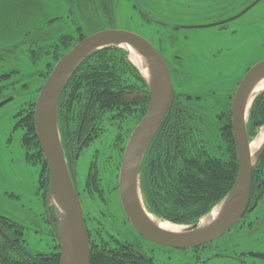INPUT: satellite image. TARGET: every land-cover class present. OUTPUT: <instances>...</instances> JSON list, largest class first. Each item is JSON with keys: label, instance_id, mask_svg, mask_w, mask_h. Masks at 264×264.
I'll return each instance as SVG.
<instances>
[{"label": "rangeland", "instance_id": "obj_1", "mask_svg": "<svg viewBox=\"0 0 264 264\" xmlns=\"http://www.w3.org/2000/svg\"><path fill=\"white\" fill-rule=\"evenodd\" d=\"M257 1L0 0V35L5 36V41L0 37L3 57L5 51L1 49H8L13 55L12 44L21 41L15 59H0L1 73H8L12 67L19 69V74L12 78L5 76L2 80L6 90L0 95V99L15 96L0 108V214L14 217L28 228V244L32 249L48 253L59 247V243L55 228L53 237L48 236L49 224L41 218L44 216L41 165L27 160L26 150L21 145L25 130L17 127V122L23 109L26 110L35 98L36 104L43 84L73 39L105 29L137 32L167 51L166 55L162 54L171 70L177 67L188 72L186 77L180 73L174 78L177 92L209 94L215 91L231 95L232 105L234 93L247 69L264 59V0ZM251 5L253 7L244 15L226 22L225 26L214 25L243 13ZM153 21L184 27L174 32L152 24ZM209 24L213 25L205 26ZM172 34L174 37L177 34L175 49H171L175 42L168 38ZM31 49L34 51L30 52ZM174 55L180 58L174 59ZM12 83L14 87L8 89ZM126 135L124 128H109L71 157L74 180L90 229H96L100 234L102 231L108 234L114 214L122 212L118 185L128 142ZM263 168L264 159L259 170L262 172ZM261 201L263 204L264 197ZM48 202L51 203L49 198ZM250 216L254 220H244L231 230L232 236L227 233L216 241L219 248L244 252L264 250V223L256 232L250 233L251 229L257 228L264 212L252 211ZM155 219L179 225L158 217ZM58 220L53 208V225L56 227ZM112 231L120 232L122 239H135L126 226H117ZM205 255L202 254L207 257ZM167 256L165 264L188 263L176 261L180 257L175 251H168L165 258ZM183 257L195 260L191 253ZM216 262L225 264L222 258ZM256 264L264 262L257 261Z\"/></svg>", "mask_w": 264, "mask_h": 264}, {"label": "trees", "instance_id": "obj_2", "mask_svg": "<svg viewBox=\"0 0 264 264\" xmlns=\"http://www.w3.org/2000/svg\"><path fill=\"white\" fill-rule=\"evenodd\" d=\"M84 37L73 39L61 55ZM231 98L215 91L175 92L168 115L140 168L141 194L150 213L179 225H193L229 194L238 174ZM35 99L23 109L17 127L25 130L21 142L27 160L41 165L40 188L46 199L50 176L35 130ZM149 103V84L126 49L108 46L89 55L70 78L58 107L59 131L72 177V156L112 127L124 128L127 141ZM263 126L264 90L256 95L249 110L250 140ZM263 159L264 152L253 170L252 195L258 193L257 198H252L253 210H257L258 199L264 197V189L256 188L264 179V168L259 170ZM7 227H0V264L61 263L58 246L48 253L34 250L28 244L27 227ZM89 232L91 264H154L134 243H114L101 237L96 229Z\"/></svg>", "mask_w": 264, "mask_h": 264}, {"label": "water", "instance_id": "obj_3", "mask_svg": "<svg viewBox=\"0 0 264 264\" xmlns=\"http://www.w3.org/2000/svg\"><path fill=\"white\" fill-rule=\"evenodd\" d=\"M251 7L229 20L238 18ZM123 45L137 49L151 64L150 77L138 67L149 84L150 103L128 139L119 174L120 198L132 226L145 239L160 246L180 250L198 248L229 232L241 221L250 205L253 170L264 149L253 161L247 120L252 102L259 93L252 95V91L264 77V59L247 69L232 99V132L238 158V174L231 191L218 204L225 203L220 217L205 228L199 227L200 220L185 227V232L175 233L160 228L158 222L162 221L149 217L153 214L147 210L140 188L143 158L174 101L175 89L170 67L159 49L143 35L125 29L100 30L85 36L59 59L43 84L35 104V130L50 176L48 198L59 217L57 227L54 228L60 247V264H91V247L82 201L63 150L58 125L59 102L70 78L89 55L108 46L126 49ZM11 100L2 101L0 108ZM263 223L264 216L251 233L256 232ZM248 256L264 260L262 252L251 251Z\"/></svg>", "mask_w": 264, "mask_h": 264}, {"label": "flooded vegetation", "instance_id": "obj_4", "mask_svg": "<svg viewBox=\"0 0 264 264\" xmlns=\"http://www.w3.org/2000/svg\"><path fill=\"white\" fill-rule=\"evenodd\" d=\"M158 1H162V0H158ZM252 7H253V5H252ZM250 9H248V10H250ZM141 12H142V15L143 16H145V17L147 16V15L143 14V12H145L144 10H142ZM244 14H242V15H244ZM229 19H231V18H229ZM229 19L226 20V22L235 20V19H232V20H229ZM223 21H219L218 22L219 24L215 23V25L225 26L226 25L225 24L226 22H223ZM148 23H151V22L148 21ZM153 23L159 25V27L164 28L165 30L168 29L169 31H174V32H178L181 28L184 27V26H180V25H176V26L175 25H169L167 23H161V22H156V21H153L152 24ZM209 25H212V24H209ZM199 27H201V26H199ZM10 28L11 29H14V27L12 25L10 26ZM0 37H1L2 41L5 38V36H3V35L2 36L0 35ZM168 38H169L170 41L172 40V41L175 42L171 46V49H175V45H176V43L178 41L177 40V34H176V37H174V35L172 34V35H169ZM164 39L166 40L167 37H164ZM20 42L21 41L19 39L18 42H14L12 44V46L15 49L14 52H13V55L14 56L12 55V52L10 50H8V49H1V50H4L5 51L4 56L7 57V58H9V59L11 57L13 59H15L17 57V54H15L16 53V48L18 47V45H20ZM158 49L161 52V54L163 53V54L166 55L167 51L161 50L160 48H158ZM1 57H3V55L1 54V51H0V59H2V60L5 61L6 58L5 57L1 58ZM179 58H180L179 55H174V59H179ZM6 61L13 62V61H9V60H6ZM18 71H19V69H17L16 67H12V68H10V70L8 71V73H6V74L4 72H2V73L0 72V82L5 79V76H6V78L7 77L8 78H12L14 75L19 74ZM180 73L183 76H185V77L188 74V72H186V71L184 72V71H182V69H181V71L178 70L177 67H175V69L171 70L173 82H174V78L178 77L180 75ZM16 80L17 79H15V81ZM13 87H14V84L12 85V87H9L8 89H11ZM174 89H175V86H174ZM5 90H6L5 89V83H4V81H2V84H0V95ZM175 92H177V91L175 90ZM177 93L182 94V93H190V92H184V91H182V92H177ZM9 97H10V99L13 100L15 96L11 95ZM5 99L6 98L0 99V103L2 101H5ZM8 99H6V100H8ZM21 145H22V142H21ZM73 180H74V178H73ZM74 183H75L76 189L78 191L79 189H78V187L76 185L75 180H74ZM252 187H253V184H252ZM256 188L258 190H261L262 188L264 189V179H262V181H260V182H258L256 184ZM118 190H119V185H118ZM252 192H251L250 205L248 207V210H247L246 214L242 217L241 221L239 223H237L234 227H236L239 224L241 225L243 223V221L246 220V219H248V221L254 220V217L250 216V214L252 213V211H256L257 213L260 212V211L264 212V203L262 204V201H261L263 197L262 198H259L258 201L256 202V208H257V210H253L252 209V207H251V205H252V198H257L258 197V193H256L255 195H252ZM78 193H79V191H78ZM13 196L15 197L16 195L13 194ZM79 196H80V193H79ZM261 196H263V195H261ZM119 198H120V193H119ZM41 199H42V202H43V205H44V216H41V218H43L44 220H46L47 223L49 224L48 236H52L53 237L54 225H53V208H52V204L51 203L49 204L48 198L43 199V196H42ZM120 204H121V209H122L121 214L120 215L114 214V219L109 222V226L111 228V231L107 234V233H104V231L101 230L102 231V234L99 233L100 236L101 237H104V238H107V239H110V240H114V243H117V242H120V241L121 242L134 243L138 247L137 250L140 251V252H142L143 255L148 259L149 262H152L154 264H165V259H168L169 258L168 256L165 258V254L168 251L169 252L170 251L171 252L172 251H175L177 253V255H179L180 258L177 259L176 261L186 260L189 264H217L216 261L217 260H220V258H222L225 261V264H231V263L232 264H236V263L237 264H256L257 261H261V262L263 261L264 262L263 259L256 258V257H252V256H248V253L251 252V251H248V252H244V251H241V250H234V251H228V250H226V251H224L223 248H219L220 247L219 246L220 244H217L216 241L220 240L224 236H222L221 238H219V239H217V240H215V241H213L211 243H208V244H206L204 246H201V247H198V248L185 249V250L167 248V247H164V246H160L158 244H155V243H153V242L145 239L143 236H141L137 232V230L132 226V224L130 223V221L127 218L126 213H125V211L123 209L122 202H121V198H120ZM84 219H85V223H86V226H87V229H88V233H89V238H90V232H89L90 226H89V221H88V219L86 217L85 210H84ZM16 224H21V223H20L19 220H17L14 217L8 216L6 214H4V215L3 214H0V227L1 226L7 227L8 225L14 226ZM262 225H261V227H262ZM115 226L116 227L117 226H121V227L126 226L130 230L129 232L134 235L135 239L131 240L129 238H123V239L120 238V235H121L120 232L114 233L112 231L113 228L116 229ZM254 229L255 228H253L251 230H254ZM231 230L229 232H227L228 234H230V236L233 235V233H232ZM250 233H251V231H250ZM256 252H262V253H264V250H262V251H256ZM190 253L194 255V258H195L194 261L191 260V259H187V258L183 257V256H186V255H188ZM202 254H206L205 256H207V257H203Z\"/></svg>", "mask_w": 264, "mask_h": 264}, {"label": "bare ground", "instance_id": "obj_5", "mask_svg": "<svg viewBox=\"0 0 264 264\" xmlns=\"http://www.w3.org/2000/svg\"><path fill=\"white\" fill-rule=\"evenodd\" d=\"M123 46L129 50V58L131 59V61L137 67L141 68V70L143 71L144 74H146V76L149 75V77H150V75H151L150 61L145 56H143L137 49L132 47L131 45H123ZM263 89H264V77L261 78L257 82V84L255 85V87L252 91V95L262 91ZM250 148H251V152H252V156H253V161H255L257 159V157L259 156V154L264 149V128H262L261 131L259 132L258 136L252 140ZM224 206H225V203L217 205L210 212L209 215H206L205 217H203V219H201V221L199 223V227L205 228V227L211 225L213 222H215L220 217V215L224 209ZM149 217H151V219L156 218L154 215L149 216ZM158 224H159L160 228L167 230V231H171V232H175V233L185 232V227L180 226V225H175V224H172V223H169L166 221H162L160 223L158 222ZM67 241H68V239H67Z\"/></svg>", "mask_w": 264, "mask_h": 264}]
</instances>
